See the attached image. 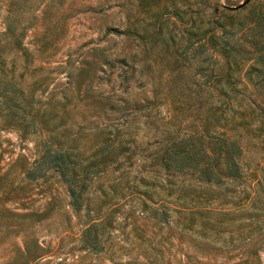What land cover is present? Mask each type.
<instances>
[{
  "label": "rangeland",
  "instance_id": "obj_1",
  "mask_svg": "<svg viewBox=\"0 0 264 264\" xmlns=\"http://www.w3.org/2000/svg\"><path fill=\"white\" fill-rule=\"evenodd\" d=\"M242 1L0 0V30L26 25L4 67L55 125L46 140L38 126L22 136L0 116V264H264V77L234 81L232 108L208 122L240 139L239 177L204 181L161 161L172 138L201 134L197 103L180 86L214 73L218 59L161 37L178 41L215 4ZM37 77L48 84L29 93ZM214 79L199 97L225 96ZM54 141L80 154L113 143L116 157L75 203L53 168L24 175L43 167Z\"/></svg>",
  "mask_w": 264,
  "mask_h": 264
},
{
  "label": "trees",
  "instance_id": "obj_2",
  "mask_svg": "<svg viewBox=\"0 0 264 264\" xmlns=\"http://www.w3.org/2000/svg\"><path fill=\"white\" fill-rule=\"evenodd\" d=\"M24 26L26 25L18 26L17 22L7 21L3 30H0V116L4 122H16L22 136L29 125L33 124L47 134L46 140H49L55 125L50 123L45 109L41 111L40 106L34 105L32 95L22 92L12 71L4 67L5 50L12 45L21 48ZM184 30L186 35L178 38V41L168 32L161 37L162 43L166 46L175 44L176 50L187 47L198 51L210 50L218 55L217 66L214 73L212 69L202 72V81L191 79L190 74L188 83L180 86L182 91H185L184 96L191 100L189 105L197 103L192 108L202 117L201 134L190 132L179 138H172L163 149L161 161L165 167L170 168L191 166L204 181L213 179L217 182L222 177H239L242 167V161H238L242 150L240 139L234 133L220 132L214 135L215 126L218 125L214 124L209 128L208 122L212 117L219 120L226 110L232 108L228 92L231 93V84L234 81H238L240 77L248 78L251 71H256L264 77V0H243L233 5L215 4L206 15H202L196 23L193 20ZM242 63H247V68L243 71ZM259 65L261 67H258ZM212 74L215 79L210 88L220 96L225 95L223 99L199 97V91H208L203 86H208L206 82ZM46 79L48 77L35 78L28 92L31 93L35 88L43 91L48 84ZM216 100L219 105L213 104ZM211 130L213 135L209 134ZM107 145L103 142L90 153L80 154L72 146L64 147L60 141H54V145L47 147L40 155L37 165L43 164V167L37 172V166L27 168L24 175L33 178L41 175L45 169L53 168L66 182L68 194L73 197L72 201L75 203L77 196L85 189L86 179L99 174L116 157L112 156L110 151L113 143Z\"/></svg>",
  "mask_w": 264,
  "mask_h": 264
}]
</instances>
